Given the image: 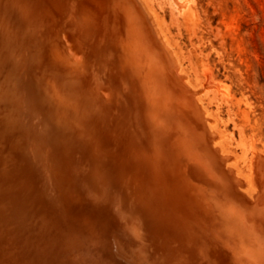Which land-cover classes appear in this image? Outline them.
<instances>
[{"label": "rangeland", "instance_id": "obj_1", "mask_svg": "<svg viewBox=\"0 0 264 264\" xmlns=\"http://www.w3.org/2000/svg\"><path fill=\"white\" fill-rule=\"evenodd\" d=\"M10 1L0 0V264H264V0H142L193 96L175 91L176 100L166 96L169 108L163 101L154 117L117 64L111 35L115 25L122 31V15L111 12L115 0ZM81 3L93 14L89 27L77 15ZM50 43L66 45L84 63L83 77L69 83L85 107L76 113L80 123L56 114L41 89L56 74ZM102 93L107 103H91Z\"/></svg>", "mask_w": 264, "mask_h": 264}, {"label": "bare ground", "instance_id": "obj_2", "mask_svg": "<svg viewBox=\"0 0 264 264\" xmlns=\"http://www.w3.org/2000/svg\"><path fill=\"white\" fill-rule=\"evenodd\" d=\"M11 1H13V0H11ZM10 1V2H11ZM28 1H30V0H28ZM27 1V2H28ZM36 1V0H35ZM37 1H39V0H37ZM46 2L48 1H50V0H45ZM67 1V0H66ZM71 0H69L68 2H70ZM82 1V0H81ZM94 1V0H93ZM93 1H91L92 2V5L94 4V3H96V1H97V3H98V0H95L94 1V3H93ZM101 1V0H100ZM125 1H127V2H125ZM139 1V4L138 5H136V0H118V6H119V8H122V22H119V23H122V25H120V26H122V34L124 35V40H123V42H122V45H121V47H122V50H123V52H124V55H125V59H126V61L128 62V63H132V64H135L136 66H137V68L138 69H140V70H142V74L140 75V76H142L143 77V82H142V84L140 83V84H137L138 82L136 81V78L135 77H133V76H131V74H130V72L129 71H127V73H128V75H129V77H130V79H131V81H132V83H134V86L136 87V89H137V92H138V95H140V98H142V100H143V103H144V105L146 106V102H145V100H144V98H147V99H149V100H151V102H152V113L153 114H151L152 116L154 115V114H162V112H161V110H160V107H161V109H163V103L165 102V101H168V99L167 100H165L167 97L166 96H168V97H173V93H175V91H179V90H181L183 87H185L186 85V83L185 82H183L182 80H180L181 79V76H180V74H179V68L177 69V67H178V61H177V59H176V57L174 56V54L172 53V51H171V49H170V47H169V45L167 44V42L166 41H164V39L162 38V36H161V33H160V30L158 29V26L156 25V23H155V21H154V17L152 16V14L150 13V11L148 10V8L145 6V4L142 2V0H138ZM180 1V0H179ZM1 2H3V1H1ZM0 2V3H1ZM5 2V1H4ZM41 2V4H43L42 3V1H40ZM39 2V3H40ZM46 2H44V4H46ZM53 2V1H52ZM57 2V1H56ZM67 2V3H68ZM72 2L74 3V1L72 0ZM79 2V1H78ZM84 2V1H83ZM88 1H86V3H87ZM91 2H88L89 3V5L88 4H86V5H88L89 7H90V9H92L91 8ZM107 2V1H106ZM110 2V1H109ZM113 2H114V0H113ZM8 3V2H7ZM24 3L25 4H27L26 2H23L22 1V7L24 8L25 6H23L24 5ZM51 3V2H50ZM54 3V2H53ZM59 3L61 4L62 2H60L59 1ZM77 3V2H76ZM76 3H75V5H76ZM176 3H177V1H176ZM82 4V3H81ZM85 4V3H84ZM83 4V5H84ZM108 4V3H107ZM111 4H113V3H111ZM30 5H31V2H30ZM46 5H48V4H46ZM46 5H43L44 7V11H46V9H45V6ZM51 5V4H50ZM70 5V4H69ZM94 5H96V4H94ZM93 5V8L95 7ZM100 5V4H99ZM114 5H116L115 3H114ZM129 5H131V6H129ZM178 5V4H177ZM13 6V5H12ZM109 6H110V4H109ZM18 7V6H17ZM19 7H20V5H19ZM18 7V8H19ZM32 7V6H31ZM40 7V6H39ZM97 7V6H96ZM98 7H100V6H98ZM101 7H102V5H101ZM116 7V6H115ZM14 8H16V7H14ZM17 8V9H18ZM41 8V7H40ZM49 8V7H48ZM51 8V7H50ZM73 8V7H72ZM111 9L113 8V6H111L110 7ZM10 9V8H9ZM20 9V8H19ZM30 9V8H29ZM39 8H37L36 10L37 11H35V13H37V12H39V11H41V12H43L42 10H38ZM75 9V8H74ZM105 9H106V7H105ZM104 9V10H105ZM116 9H117V7L115 8V10L113 9L111 12H113V11H116ZM21 10V9H20ZM19 10V11H20ZM25 10H27V9H25ZM24 10V11H25ZM48 10V9H47ZM51 11H57V10H54V9H50ZM77 10V9H76ZM100 10V9H99ZM18 11V12H19ZM67 11V10H66ZM78 11V10H77ZM94 11H96V8H95V10ZM20 12H22V11H20ZM27 12H28V10H27ZM27 12H25V13H27ZM40 12V13H41ZM108 12V11H107ZM24 13V14H25ZM29 13V12H28ZM27 13V14H28ZM40 13H38V15L40 14ZM3 14V13H2ZM22 14H23V12H22ZM30 15H31V12L29 13ZM43 14V13H42ZM41 14V15H42ZM56 14V13H55ZM58 14V13H57ZM111 14V13H110ZM110 14H108V15H110ZM120 14V13H119ZM53 16H51V17H55L54 16V14H52ZM73 15V14H72ZM98 15V14H97ZM9 16V15H8ZM7 16V17H8ZM49 16H50V13H49ZM48 16V17H49ZM74 16V15H73ZM77 16V15H76ZM101 16V15H100ZM120 16V15H119ZM27 17H29V16H27ZM27 17H24L23 18V16H22V18L23 19H25V18H27ZM39 18L40 17V15L37 17V16H35L34 15V18ZM57 17H58V15H57ZM3 18V17H2ZM11 18V20L10 21H12V17H10ZM9 18V19H10ZM94 18H96L95 16H94ZM120 18V17H119ZM5 19V18H4ZM57 19V18H56ZM80 20H81V22H82V24L84 25V27H89L91 24H92V21H93V14H92V12H90V17L89 18H79ZM108 18H106V20H107ZM6 21H7V19H5ZM14 20V19H13ZM18 20H20V19H17V22L19 23V21ZM28 20V19H27ZM32 20V19H31ZM55 20V19H54ZM77 20V23L79 24V21L80 20H78V19H76ZM1 21L3 22L4 20H2L1 19ZM30 20H28L27 21V24H28V22H29ZM56 21V20H55ZM75 21V20H74ZM5 22V21H4ZM3 22V23H4ZM14 22H15V20H14ZM25 22H26V20H25ZM32 23H34L33 21H31ZM30 22V23H31ZM37 22V21H36ZM80 22V23H81ZM94 22V21H93ZM107 22V21H106ZM110 22V21H109ZM108 22V24H110ZM10 23V22H9ZM12 23V22H11ZM20 23H21V21H20ZM31 23V24H32ZM69 23V22H68ZM67 23V24H68ZM98 23H99V21H98ZM2 24V23H1ZM6 24V23H5ZM16 24V23H15ZM27 24H25V26L27 25ZM37 24V23H36ZM44 24V23H43ZM42 24V26H44ZM74 24V23H73ZM96 24V23H95ZM108 24H107V27H109L108 26ZM6 25H8V24H6ZM10 25H12V24H10ZM9 25V26H10ZM21 25V24H20ZM22 25H24L23 23H22ZM22 25H21V27H22ZM80 25V24H79ZM25 26H23L22 28L24 29V27ZM31 26V25H30ZM29 26V27H30ZM51 26H52V24H51ZM78 26V25H77ZM82 26V25H81ZM3 27V26H2ZM1 27V28H2ZM14 27V26H13ZM18 27L19 26H17L16 28L18 29ZM20 27V28H21ZM53 27V26H52ZM52 27H50V29L52 28ZM83 27V26H82ZM81 27V30L83 29ZM106 27V26H105ZM5 27H3L2 29H4ZM16 28H14L13 30H15ZM28 28V27H27ZM100 28V27H99ZM102 28H104V27H102ZM2 29H0V31L2 30ZM7 29V28H6ZM23 29H22V33H23V36H24V32L26 31H24L23 32ZM25 29H26V27H25ZM45 29V28H44ZM47 29H49V28H47ZM53 29V28H52ZM87 29V28H86ZM90 29V28H89ZM107 29V28H106ZM12 30V29H11ZM85 30V29H84ZM84 30H82V31H84ZM94 30V29H93ZM3 32L5 31V30H2ZM0 32L1 34H0V36L2 37H5L6 36V32ZM17 31V30H16ZM47 31V30H46ZM45 31V32H46ZM82 31H81V33L80 34H82ZM90 32H89V34L91 33V30H89ZM107 31V30H106ZM109 31V30H108ZM9 32H10V30H9ZM13 33H14V31H12ZM19 32H21L20 30H19ZM93 32V31H92ZM97 32V31H96ZM95 32V33H96ZM3 33V34H2ZM12 33V34H13ZM16 33V32H15ZM18 33V32H17ZM21 33V34H22ZM44 33V32H43ZM49 33V32H48ZM47 33V34H48ZM55 33V32H54ZM84 33H86L85 31H84ZM88 33V32H87ZM94 33V34H95ZM11 34V35H12ZM93 34V35H94ZM9 35H10V33H9ZM20 35V34H19ZM26 35V34H25ZM51 35H53V34H51ZM65 35V34H64ZM86 35H88V34H86ZM108 35H110L109 33H108ZM21 37H22V35H20ZM19 36V37H20ZM104 36H106L105 35V32H104ZM103 36V37H104ZM112 36V35H111ZM12 37V36H11ZM10 37V38H11ZM16 37H18V36H16ZM18 37V38H19ZM49 37H53V36H49ZM48 37V39H50ZM55 37V36H54ZM92 37H94V36H92ZM9 38V39H10ZM24 38V37H23ZM22 38V39H23ZM47 38V37H46ZM1 39V38H0ZM20 39V41H23L21 38H19ZM103 39V38H102ZM39 40V39H38ZM47 40V39H46ZM15 41V40H14ZM16 41L18 42V39H16ZM50 40H48L47 42H49ZM4 42H5V40H4ZM10 42V41H9ZM13 42V41H12ZM56 42V41H55ZM64 42V41H63ZM104 43H103V46H104V44L106 45V43L105 42H107V41H103ZM16 43V42H15ZM31 43V42H30ZM57 43H59V40H58V42ZM9 44V43H8ZM66 44V43H65ZM112 44V43H111ZM108 45V44H107ZM18 46V45H17ZM20 46H22L21 44H20ZM19 46V47H20ZM24 46V45H23ZM40 46V45H39ZM39 46H37V48H36V53L38 52L37 50H38V47ZM18 47V48H19ZM34 47V50H35V47L36 46H33ZM107 47V46H106ZM23 48V47H22ZM22 48H20V50H22ZM24 48H25V46H24ZM23 48V50L22 51H25V49ZM47 48V47H46ZM104 48V47H103ZM109 49H111L110 47H108ZM115 48V47H114ZM15 49V48H14ZM13 49V50H14ZM17 49V48H16ZM29 49H33V48H29ZM42 48L40 47V50H41ZM2 50H3V48H2ZM20 50L18 51V50H16V51H18V52H20ZM1 51V50H0ZM15 51V50H14ZM15 51V53H17ZM30 52H31V50H29ZM105 51V50H104ZM110 51H112V50H110ZM46 52L47 53H49V56L51 57V58H49L50 59V63L52 64V70H53V72H55L56 74L53 76V77H47V78H45L44 80H43V82L42 81H40V83L42 82V84H41V88L43 89H45V88H48V90H49V93L51 94V100H50V102L52 103H55V102H57L58 104H63V103H66V102H68V98H67V96L68 95H72V90L70 89V87H69V83H70V81L72 80V82H73V80H74V82H75V79H77V77L76 76H82L83 77V75H81V71H82V69H83V67H84V63L82 62V61H80V58H79V56L77 55V54H75V53H73L72 51H70L67 47H66V45L64 46L63 44H61V46H59V44L58 45H56L55 43L53 44H51L50 43V45H49V48H47L46 49ZM52 52H54V53H56L57 55L55 56V57H52L53 56V54L51 55V53ZM109 52V51H108ZM107 52V53H108ZM13 53V52H12ZM20 53H22V52H20ZM25 53V52H24ZM23 53V54H24ZM26 53H27V51H26ZM36 53H35V56H33V57H36V58H38V53H37V55H36ZM40 53H41V51H40ZM4 54V53H3ZM9 54V53H8ZM19 54V53H18ZM112 54V52H110V55ZM115 54V53H114ZM32 55H33V52H32V54L30 55V57H32ZM41 55V54H40ZM5 56V55H4ZM9 56V55H8ZM29 56V55H28ZM42 56V55H41ZM40 56V59H39V61L41 60V57ZM17 57V56H16ZM4 58V57H3ZM8 58H10V57H8ZM114 58V57H113ZM115 58H116V61H117V51H116V54H115ZM109 58H107V60H108ZM111 59H112V57H111ZM110 59V60H111ZM4 60V59H3ZM9 60V59H8ZM20 60L22 61V59L20 58L19 59V61H18V63H20ZM38 60V59H37ZM88 60H89V58H88ZM109 60V61H110ZM42 61H44V60H42ZM86 61V60H85ZM14 62V61H13ZM31 62V61H30ZM46 62V61H45ZM87 62V61H86ZM113 62H115V61H113ZM22 63V62H21ZM20 63V64H21ZM88 63V62H87ZM109 64V63H108ZM108 64H107V66H105V67H109L108 66ZM38 65V64H37ZM8 66V65H7ZM32 66V65H31ZM112 66V65H111ZM9 67V66H8ZM39 67H41V66H39ZM45 67V66H44ZM51 67V66H50ZM88 67V66H87ZM6 68V67H5ZM18 68V67H17ZM21 68V67H20ZM36 68V67H35ZM38 68V67H37ZM43 68V67H42ZM110 68V67H109ZM4 69V68H3ZM8 69V68H7ZM29 69V68H28ZM46 69V68H45ZM44 68L42 69V71L43 70H45ZM111 69V68H110ZM120 69V68H119ZM8 71H10L9 69H8ZM14 71V70H13ZM36 70H34V72H35ZM39 71H40V68H39ZM39 71H37L38 73H39ZM52 72V71H51ZM86 72H88V70L86 71ZM125 73H126V71H124ZM1 73V72H0ZM3 73V72H2ZM1 73V74H2ZM6 72L4 71V74H5ZM36 73V72H35ZM47 73V72H46ZM49 73V72H48ZM80 73V75H78ZM126 73V74H127ZM30 74V73H29ZM37 74V73H36ZM50 74V76L52 75V73H49ZM91 74V73H90ZM160 75V74H162L163 75V77H160V76H158V75ZM8 75H10V74H8ZM39 76L41 75V73H39L38 74ZM109 75H110V73H109ZM5 76V75H4ZM42 76V75H41ZM121 76V75H120ZM126 76H124L123 78H125ZM40 78V77H39ZM119 78V77H118ZM122 78V79H123ZM120 79H121V77H120ZM126 79H127V77H126ZM129 79V78H128ZM2 80V79H1ZM6 80V79H5ZM3 81V80H2ZM6 82V81H5ZM4 82V83H5ZM79 82V81H78ZM124 80L122 81V83L124 84ZM14 83V82H13ZM16 83V82H15ZM57 84V85H59V84H64V85H66L67 87H68V89H66V90H64V91H62V90H60V87H53L52 86V84ZM2 84V83H1ZM11 85V84H10ZM72 85V84H71ZM75 85H76V82H75ZM129 85V83L126 85V86H128ZM140 85H143V87H144V90L140 87L139 88V86ZM9 86V85H8ZM79 87V86H78ZM119 87V86H118ZM129 87H130V85H129ZM75 88V87H74ZM133 88V87H132ZM4 90V89H3ZM10 90V89H9ZM15 90V89H14ZM79 90V89H78ZM103 90V89H102ZM120 90V89H119ZM7 91V90H6ZM36 91V90H35ZM43 91V90H42ZM45 91H46V89H45ZM45 91H43V92H45ZM47 92V91H46ZM80 92V91H79ZM82 92V91H81ZM101 92V91H100ZM103 92V91H102ZM125 92H128V91H125ZM132 92H134L133 90H132ZM132 92H128L129 94H131ZM6 93V92H5ZM99 93V92H98ZM104 93V92H103ZM103 93H102V96H98L96 99H95V101L94 100H91V103H92V101H93V103H97V104H100L99 106H101L102 107V105H101V103L103 102V103H107V99H104V97H103ZM171 93H172V95H171ZM12 94H13V92H12ZM38 94V93H37ZM74 94H76V92L74 93ZM82 95V94H81ZM85 95H87V93L85 94ZM175 96H176V94H175ZM15 97V96H14ZM17 97V96H16ZM32 97H33V95H32ZM83 97V96H82ZM82 97H80V99L82 98ZM86 96H84L82 99H86L85 98ZM134 97H136V96H134ZM1 98H4V95H3V97H1ZM35 98V97H34ZM174 99H175V97H173ZM173 98L170 100L171 102H172V100H173ZM5 99H7V98H5ZM89 99V98H88ZM88 99H86V101L88 100ZM126 99V98H125ZM134 99V98H133ZM170 99V98H169ZM14 100H15V98H14ZM135 100V99H134ZM134 100H132L133 102H134ZM176 100V99H175ZM33 101V100H32ZM35 101H36V99H35ZM83 100H81V102H82ZM118 101H120V100H118ZM127 101V100H126ZM131 101V102H132ZM141 100H139V102H140ZM164 101V102H163ZM169 101V102H170ZM174 101V100H173ZM2 102V101H1ZM0 102V103H1ZM49 102V103H50ZM85 102V101H84ZM138 102V101H137ZM137 102H135L134 104H138ZM6 103V102H5ZM34 103H36V102H34ZM41 103V102H40ZM48 103V104H49ZM50 103V104H51ZM89 103H90V101H89ZM42 104V103H41ZM80 104H83V103H80ZM80 104H78L77 106H74V108L73 109H71V112L70 113H68V115L67 116H72V117H77V112H78V110H80L81 108H80ZM113 104V103H112ZM166 104V105H165ZM165 106L164 107H166L167 106V102H165ZM176 104V103H175ZM37 104H35V106H36ZM104 105V104H103ZM132 105H133V103H132ZM140 105V104H139ZM196 105V104H195ZM5 106V105H4ZM38 106V105H37ZM50 106V105H49ZM82 106H84V105H82ZM88 106H90V105H87V107ZM115 106H118V105H115ZM135 108H136V106L135 105H133ZM191 106V105H190ZM197 106V105H196ZM8 107H10V106H8ZM98 107V106H97ZM106 107V106H105ZM122 107V106H121ZM124 107V106H123ZM130 107V106H129ZM138 107V106H137ZM168 107V106H167ZM186 107V106H185ZM184 107V108H185ZM198 107H200V106H198ZM197 107V109H199ZM7 108V107H6ZM51 108L54 110V108H53V106H51ZM51 108H50V110H51ZM80 108V109H79ZM99 108V107H98ZM139 108V107H138ZM141 108V107H140ZM169 108V107H168ZM173 108V107H172ZM194 108V107H193ZM196 108V107H195ZM82 109H85V107L84 108H82ZM88 109V108H87ZM101 109V108H100ZM104 109V108H103ZM117 110H118V107L116 108ZM132 109V108H131ZM130 109V110H131ZM137 109V108H136ZM135 109V110H136ZM187 109H189V107L187 108ZM191 109V108H190ZM42 110V109H41ZM48 110V109H47ZM166 110H167V108H166ZM166 110L164 111V114L165 113H167L166 112ZM8 111V110H7ZM33 112L35 111V110H32ZM38 111H39V109H38ZM97 111V110H96ZM132 111V110H131ZM137 111H140V110H138L137 109ZM22 112V111H21ZM46 112V111H45ZM50 112V111H49ZM81 112V111H80ZM172 112V111H171ZM177 112V111H176ZM196 112H197V110H196ZM200 112V111H199ZM11 113V112H10ZM36 113V112H35ZM39 113V112H38ZM48 113V112H47ZM82 113V112H81ZM90 113V112H89ZM183 113V112H182ZM3 114V113H2ZM13 114V113H12ZM22 114V113H21ZM57 114V113H56ZM136 114V113H135ZM146 114V113H145ZM148 114V113H147ZM163 114V115H164ZM168 115H169V113H167ZM178 114H180V113H178ZM59 115V114H58ZM121 115V114H120ZM123 115V114H122ZM125 115V114H124ZM138 115V114H137ZM149 115V114H148ZM166 115V114H165ZM174 115V114H173ZM197 115V114H196ZM19 116V115H18ZM97 116V115H96ZM136 116V115H135ZM152 116H150V117H152ZM50 117H52V115H50ZM154 117V116H153ZM157 118H160V117H158V116H156ZM179 117V116H178ZM38 118H39V116H38ZM137 119H138V116L136 117ZM162 118H163V116H162ZM162 118H160V119H162ZM166 118V117H165ZM2 119V118H1ZM12 119V118H11ZM17 119V118H16ZM44 119V118H43ZM77 119H78V117H77ZM76 118H75V120H77ZM79 119H80V117H79ZM78 119V120H79ZM82 119V118H81ZM5 120V119H4ZM14 120V119H13ZM47 121H48V119H46ZM59 119H57L56 121H58ZM115 120V119H114ZM139 120H141V118H140V116H139ZM164 118H163V121H162V123L164 122ZM173 120V119H172ZM180 120V119H179ZM50 121V120H49ZM52 121V120H51ZM80 121L81 120H79V123H80ZM119 121V120H118ZM151 122H154L153 120H150ZM1 122V121H0ZM138 122V121H137ZM141 122V121H140ZM169 122V121H168ZM49 123V122H48ZM139 123V122H138ZM148 123V122H147ZM158 121H157V123L154 125L153 124V126H155L154 128H156V126H158ZM165 123H167L166 121L163 123L164 124V126H165ZM43 124V123H42ZM50 124V123H49ZM51 124H52V122H51ZM115 124V123H114ZM120 124H121V121H120ZM169 124V123H168ZM172 124H174V122L172 123ZM57 125V124H56ZM123 125H124V123H123ZM123 125H122V127H123ZM149 126H148V128H150V125L151 124H148ZM170 125V124H169ZM52 126V125H51ZM121 125H119V127H120ZM138 126H140V124L138 125ZM153 126H152V128H153ZM159 126H160V124H159ZM41 127V126H40ZM161 128H162V126H160ZM167 127V126H166ZM43 128V127H42ZM100 128V127H99ZM143 128V127H142ZM151 128V129H152ZM52 129V133H53V128H51ZM59 129V128H58ZM57 129V130H58ZM119 129V128H118ZM127 129V128H126ZM49 129H47V132H49L48 131ZM56 130V131H57ZM128 130L129 129H127V130H125V131H127L128 132ZM160 130H163V128L162 129H160ZM180 131L182 130V129H179ZM44 131V130H43ZM51 131V130H50ZM152 131V130H151ZM31 132V131H30ZM129 132H131V131H129ZM150 132V131H149ZM49 133H51V132H49ZM48 133V134H49ZM61 133V132H60ZM69 133V132H68ZM151 133V132H150ZM154 133V132H153ZM180 133V132H179ZM5 134V133H4ZM30 133H28V135H29ZM26 135V134H25ZM47 135V134H46ZM45 135V136H46ZM52 135V134H51ZM50 135V136H51ZM155 134H153V136H154ZM22 136V135H21ZM33 136L35 137V134H33ZM55 136L57 137L58 135H56L55 134ZM103 136V135H102ZM124 136V135H123ZM23 137V136H22ZM25 137V136H24ZM32 137V136H31ZM52 137V136H51ZM71 137V136H70ZM70 137H69V139H70ZM178 137V136H177ZM30 138V137H29ZM36 138V137H35ZM53 138V137H52ZM92 138V137H91ZM117 138V137H116ZM19 139V138H18ZM25 139V138H24ZM33 139V138H32ZM59 139V138H58ZM57 139V140H58ZM72 139V138H71ZM134 139H136V138H134ZM20 140H22V139H20ZM35 140H37V139H35ZM53 140V139H52ZM74 140V139H73ZM72 140V141H73ZM133 140V139H132ZM132 140H131V143H132ZM175 140V139H174ZM173 140V141H174ZM4 141V140H3ZM26 142V141H25ZM55 142V141H54ZM56 142H58V141H56ZM55 142V143H56ZM91 142V141H90ZM134 142V141H133ZM174 142H176V141H174ZM9 143V142H8ZM24 143V142H23ZM129 143V142H128ZM148 143V142H147ZM183 143V142H182ZM56 144H58V143H56ZM55 144V145H56ZM78 144V143H77ZM76 144V145H77ZM91 144V143H90ZM96 144V143H95ZM28 145V144H27ZM35 145V144H34ZM51 145V144H50ZM98 145V144H97ZM114 145V144H113ZM178 145H179V143H178ZM24 146H26L25 144H24ZM52 146V145H51ZM57 146V145H56ZM90 146V145H89ZM127 146V145H126ZM132 146V145H131ZM173 146V145H172ZM18 147V146H17ZM70 147V146H69ZM90 147H93V146H90ZM99 147V146H98ZM42 148V147H41ZM89 148V147H88ZM13 149V148H12ZM45 149H46V147H45ZM86 149V148H85ZM105 149V148H104ZM106 149H107V147H106ZM34 150H35V148H34ZM49 150V149H48ZM69 150V149H68ZM90 150V149H89ZM12 151V150H11ZM59 151H60V149H59ZM77 151V150H76ZM103 151V150H102ZM123 151V150H122ZM179 151V150H178ZM37 152V151H36ZM62 152V151H61ZM39 153V152H38ZM12 154V153H11ZM50 154H51V152H50ZM50 154H48V155H50ZM58 154H59V156H60V153L58 152ZM108 154V153H107ZM53 155V154H52ZM51 155V156H52ZM56 155V154H55ZM67 155V154H66ZM65 155V156H66ZM90 155V154H89ZM106 155V154H105ZM14 156V155H13ZM58 156V155H57ZM58 156V157H59ZM82 156V155H81ZM131 156V155H130ZM84 157V156H83ZM82 157V158H83ZM122 157V156H121ZM11 158V157H10ZM49 159H50V157H48ZM53 158V157H52ZM55 158V157H54ZM105 158V157H104ZM146 158V157H145ZM144 158V159H145ZM108 159V158H107ZM187 159V158H186ZM56 160V159H55ZM122 160V159H121ZM15 161H16V159H15ZM54 161V160H53ZM76 161V160H75ZM91 161V160H90ZM143 161V160H142ZM10 162V161H9ZM8 162V163H9ZM18 162V161H17ZM20 162V161H19ZM70 162V161H69ZM58 163V162H57ZM62 163H65L64 161L62 162ZM61 163V164H62ZM88 163V162H87ZM90 163H92V162H90ZM21 164V163H20ZM45 164V163H44ZM70 164V163H69ZM76 164V163H75ZM89 164V163H88ZM87 164V165H88ZM93 164V163H92ZM96 164V163H95ZM106 164V163H105ZM142 164V163H141ZM185 164V163H184ZM57 165V164H56ZM58 165H59V163H58ZM58 165H57V168H58ZM63 165V164H62ZM61 165V166H62ZM74 165V164H73ZM78 165V164H77ZM86 165V166H87ZM13 166V165H12ZM17 166V165H16ZM45 166V165H44ZM60 166V165H59ZM60 166V167H61ZM75 166V165H74ZM85 166V167H86ZM92 166H95V165H92ZM91 166V167H92ZM129 167V166H128ZM28 168V167H27ZM56 168V167H55ZM74 168V167H73ZM72 168V169H73ZM95 168H97V167H95ZM95 168L93 169V170H95ZM137 168V167H136ZM140 168H142V166L140 167ZM183 168V167H182ZM63 169H64V165H63ZM62 169V170H63ZM12 170V169H11ZM27 170V169H26ZM25 170V171H26ZM58 170V169H57ZM69 170V169H68ZM92 170V169H91ZM92 170V171H93ZM101 170V169H100ZM186 170V169H185ZM10 171V170H9ZM55 171V170H54ZM59 171V170H58ZM65 171H67V170H65ZM64 171V172H65ZM84 171V170H83ZM137 171V170H136ZM144 171V170H143ZM61 172V171H60ZM63 172V171H62ZM61 172V173H62ZM71 172H72V170H71ZM101 172H102V170H101ZM105 172V171H104ZM145 172V171H144ZM52 173H53V171H52ZM67 173V172H66ZM69 173H70V171H69ZM91 173V172H90ZM103 173V172H102ZM122 173V172H121ZM29 174V173H28ZM38 174V173H37ZM72 174V173H71ZM71 174H69V175H71ZM83 174V173H82ZM106 174V173H105ZM24 175H26V174H24ZM56 175V174H55ZM63 175H65V173L63 174ZM81 175V174H80ZM104 175V174H103ZM185 175H186V173H185ZM72 176V175H71ZM79 176V175H78ZM121 176V175H120ZM61 177V176H60ZM64 177V176H63ZM62 177V178H63ZM66 177V176H65ZM73 177V176H72ZM100 177V176H99ZM109 177V176H108ZM123 177V176H122ZM8 178V177H7ZM10 178V177H9ZM28 178V177H27ZM40 178V177H39ZM55 178V177H54ZM71 178V177H70ZM78 178H80V177H78ZM96 178V177H95ZM104 178H105V175H104ZM18 179V178H17ZM66 179V178H65ZM76 179H77V177H76ZM75 179V180H76ZM81 179H82V177H81ZM84 179V178H83ZM101 179V178H100ZM6 180V179H5ZM11 180V179H10ZM62 180V179H61ZM73 180V179H72ZM75 180H73L74 182H75ZM96 180V179H95ZM105 180V179H104ZM109 180H110V183H111V181H112V179H111V177L109 178ZM108 180V181H109ZM121 180H123L122 178H121ZM186 180H187V178H186ZM189 180V179H188ZM60 181V180H59ZM64 181V180H63ZM66 181V180H65ZM64 181V182H65ZM89 181V180H88ZM106 181V180H105ZM120 181V180H119ZM152 181V180H151ZM160 181V180H159ZM8 182V181H7ZM35 182V181H34ZM50 182V181H49ZM52 182H54V181H52ZM70 182V181H69ZM107 182V181H106ZM24 183H25V181H24ZM59 183V182H58ZM118 183V182H117ZM152 183V182H151ZM156 183V182H155ZM11 184V183H10ZM20 184V183H19ZM22 184V183H21ZM61 185V184H60ZM74 185V184H73ZM79 185V184H78ZM91 185V184H90ZM98 185V184H97ZM124 185V184H123ZM132 185V184H131ZM148 185V184H147ZM57 186V185H56ZM55 186V187H56ZM65 186H67V185H65ZM76 186V185H75ZM100 186V185H99ZM68 187H70L69 186V183H68ZM122 187V186H121ZM124 187V186H123ZM141 187V186H140ZM25 188H27V187H25ZM43 188V187H42ZM66 188V187H65ZM151 188V187H150ZM119 190H120V188H118ZM53 190V189H52ZM59 190V189H58ZM41 192V191H40ZM62 192V191H61ZM97 192H99V191H97ZM120 192V191H119ZM175 192V191H174ZM19 193V192H18ZM25 193V192H24ZM74 193V192H73ZM80 193V192H79ZM107 193V192H106ZM124 193V192H123ZM70 194V193H69ZM147 194H149V193H147ZM152 194V193H151ZM154 194H155V192H154ZM159 194V193H158ZM22 195V194H21ZM71 195V194H70ZM125 195V194H124ZM139 195H140V193H139ZM142 195V194H141ZM84 196H85V194H84ZM174 196H175V194H174ZM20 198H21V196H19ZM36 197V196H35ZM34 197V198H35ZM138 197V196H137ZM137 197H134V199L135 198H137ZM144 197V196H143ZM149 197V196H148ZM148 197H147V199H148ZM22 198H24V197H22ZM146 198V197H145ZM157 198V197H156ZM45 199V198H44ZM61 199V198H60ZM79 199V198H78ZM140 199V201H141V199H142V197L141 198H139ZM157 199H159V198H157ZM161 199V198H160ZM11 200V199H10ZM19 200V199H18ZM24 200V199H23ZM39 200V199H38ZM69 200H70V198H69ZM7 201H8V199H7ZM124 201V200H123ZM146 201H148V200H146ZM162 201V200H161ZM13 202V201H12ZM17 202V201H16ZM67 202V201H66ZM29 203V202H28ZM51 203V202H50ZM65 203V202H64ZM141 203H143V202H141ZM145 203V202H144ZM39 204V203H38ZM48 204V203H47ZM71 204V203H70ZM155 204V203H154ZM30 205H31V202H30ZM45 205H46V203H45ZM72 205H73V203H72ZM136 205V204H135ZM20 206V205H19ZM38 206V205H37ZM41 206V205H40ZM66 206H68V204L66 203ZM74 206V205H73ZM72 206V207H73ZM78 206V205H77ZM142 206V205H141ZM39 207V206H38ZM42 207H43V205H42ZM72 207H70L69 206V208H72ZM79 207V206H78ZM80 207H81V205H80ZM12 208V207H11ZM55 208V207H54ZM148 208V207H147ZM17 209V208H16ZM35 209V208H34ZM155 209V208H154ZM65 211H66V209H64ZM71 210H73V209H71ZM77 210H78V208H77ZM84 210H86V209H84ZM135 210V209H134ZM137 211L139 210L140 211V208L139 209H136ZM150 210V209H149ZM25 211V210H24ZM29 211V210H28ZM37 211V210H36ZM88 211H90V210H88ZM157 211V210H156ZM6 212V211H5ZM19 212V211H18ZM30 212H32V211H30ZM145 212V211H144ZM183 212V211H182ZM11 213V212H10ZM27 213H29V212H27ZM38 213H39V211H38ZM60 213L62 214V212L60 211ZM65 213V212H64ZM80 213V212H79ZM78 213V214H79ZM88 213V212H87ZM86 213V214H87ZM98 213H100L99 212V210H98ZM2 214V213H1ZM20 214V213H19ZM22 214H24V213H22ZM26 214V213H25ZM24 214V215H25ZM29 214H31V213H29ZM41 214V213H40ZM136 214V213H135ZM143 214V213H142ZM170 214V213H169ZM8 215V214H7ZM33 215H34V212H33ZM56 215V214H55ZM58 215V214H57ZM63 215V214H62ZM73 215H75V214H73ZM89 215V214H88ZM140 215H141V213H140ZM80 216V215H79ZM150 216V215H149ZM3 217H5V216H3ZM17 217H18V215H17ZM57 217V216H56ZM64 217V216H63ZM71 217V216H70ZM177 217H179V215L177 216ZM182 217V216H181ZM2 218V217H1ZM0 218V219H1ZM6 218V217H5ZM3 219V218H2ZM11 219V218H10ZM58 219V218H57ZM72 219H73V216H72ZM180 219V218H179ZM7 220V219H6ZM29 220H32V219H29ZM36 220V219H35ZM59 220H60V218H59ZM64 220V219H63ZM55 221V220H54ZM58 221V220H57ZM4 222V221H3ZM12 222V221H11ZM63 222V221H62ZM20 223V222H19ZM69 223V222H68ZM3 224V223H2ZM21 224V223H20ZM30 224V223H29ZM39 224V223H38ZM44 224V223H43ZM63 224H65V223H63ZM126 224V223H125ZM5 225V224H4ZM11 225V224H10ZM26 225V224H25ZM32 224H30V226H31ZM34 225V224H33ZM32 225V226H33ZM182 225V224H181ZM9 226V225H8ZM19 226H21V225H19ZM35 226V225H34ZM3 227V226H2ZM4 227H7V224H6V226H4ZM24 227V226H23ZM37 227V226H36ZM15 228V227H14ZM38 228H39V226H38ZM192 228V227H191ZM22 229V228H21ZM41 229V228H40ZM39 229V230H40ZM190 229V228H189ZM2 230H4V229H2ZM1 230V231H2ZM6 230V229H5ZM34 230V229H33ZM180 230V229H179ZM17 231H19V230H17ZM32 231V230H31ZM11 232V231H10ZM13 232V231H12ZM2 233V232H1ZM6 234H7V232H5ZM4 233V235H6ZM21 233V232H20ZM181 233V232H180ZM188 233V232H187ZM29 234V233H28ZM32 234V233H31ZM135 234H137L138 236H139V234L138 233H135ZM10 235V233L8 234V237H10L9 236ZM75 235V234H74ZM193 235V234H192ZM23 236V235H22ZM22 236H20V237H22ZM4 237V236H3ZM85 237V236H84ZM94 237V236H93ZM7 238V237H6ZM11 240V239H10ZM13 240H15V239H13ZM18 240V239H17ZM10 242V241H9ZM12 242V241H11ZM57 243V242H56ZM63 243V242H62ZM74 243H76V242H74ZM136 243V242H135ZM33 245V244H32ZM31 245V246H32ZM3 246V245H2ZM6 246H7V243H6ZM19 246H21L20 244H19ZM54 246V245H53ZM15 247H17V249H18V245H16ZM7 248H8V246H7ZM20 250V249H19ZM7 251V250H6ZM27 252V251H26ZM29 254V253H28ZM1 255V254H0ZM18 255V254H17ZM15 256V255H14ZM13 256V257H14ZM20 257V256H19ZM31 257V256H30ZM1 259V258H0ZM22 259V258H21ZM8 261V260H7ZM15 261V260H14ZM21 261V260H20ZM9 262V261H8ZM22 262V261H21ZM4 263V262H3ZM43 263V262H42ZM10 264V263H9ZM74 264V263H73Z\"/></svg>", "mask_w": 264, "mask_h": 264}, {"label": "water", "instance_id": "obj_3", "mask_svg": "<svg viewBox=\"0 0 264 264\" xmlns=\"http://www.w3.org/2000/svg\"><path fill=\"white\" fill-rule=\"evenodd\" d=\"M116 2V5H117V11L120 12V14L122 15V8H119L118 6V0H115ZM127 2V1H125ZM84 4V3H83ZM80 5L79 6V9H78V12H77V15L79 18H89L90 17V10L89 8L86 6V4L84 5ZM139 4V1L136 0V5ZM131 6V5H129ZM124 35L122 34V31H119L117 28H116V25L113 26V32H112V36H111V43L112 45L115 47L116 51H117V64L119 66L120 69L122 70H125V71H129L131 76L135 77L136 78V81L138 82L137 84H142V82L144 81L143 80V77L140 76L142 74V70L138 69L137 66L135 64H132V63H128L125 59V55H124V52L122 50V42L124 40ZM57 85V84H56ZM59 86L61 89H64L66 88V85L64 84H59L57 85ZM142 88L144 90V87L143 85H140L139 88ZM42 89V88H41ZM46 89V91H45ZM43 88L42 90L45 91L44 93L46 94L49 102L51 100V94L49 93V90L48 88ZM178 92H180L187 100H192V92L185 86L183 87L181 90H179ZM172 95V93H171ZM68 98V102L66 103H63V104H58L57 102L55 103H51L53 108H54V111L55 113L61 115V116H64L66 117L68 115V113L71 112V109L74 108V106H77L78 105V101H77V97L72 93V95H68L67 96ZM106 99V98H104ZM145 102H146V111L148 114H153L152 113V102L151 100L147 99V98H144ZM161 110V108H160Z\"/></svg>", "mask_w": 264, "mask_h": 264}]
</instances>
